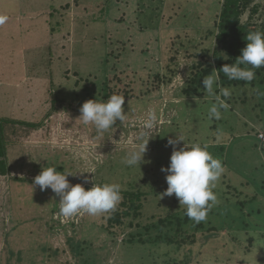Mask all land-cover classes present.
I'll use <instances>...</instances> for the list:
<instances>
[{"label": "rangeland", "instance_id": "1", "mask_svg": "<svg viewBox=\"0 0 264 264\" xmlns=\"http://www.w3.org/2000/svg\"><path fill=\"white\" fill-rule=\"evenodd\" d=\"M222 1L0 0V15L8 17L0 25V117L34 125L31 129L12 126L19 140L8 151V175L0 176V264H162L172 258L184 261L188 253L190 264H264V241L258 240L264 234V172L253 170L264 164V158L249 163L247 153L237 147L245 144L249 152L252 143L260 144L252 130L259 132L256 138L260 140L264 113L260 115L258 104L264 98V87H235L219 120L209 119L213 96L186 99L181 93L193 66L205 61L202 55L209 52L213 60L218 45L214 37L205 38L206 28L214 26ZM241 20L263 30L264 0H253L243 9ZM101 55L108 57L107 67L100 63ZM165 73L172 75L168 83L161 82ZM106 84L113 90L110 96L118 92L125 97L127 118L98 134L93 125H84L78 118L84 102L104 100ZM152 109L158 123L143 160L153 157L151 163L161 162L160 168L128 167L122 160L141 142L137 136ZM220 120L233 124L229 137L224 134L226 129L218 128L214 132L222 133L219 140L205 141L212 135L210 128L221 125ZM240 121L248 128L238 129ZM178 136L185 142L180 141L177 150L185 144L207 146L225 168L215 188L219 190L222 182L223 188L235 186L244 201L238 212L224 206V219L213 218L206 225L209 231L196 232L195 243L178 251L162 247L153 252L144 245L143 250L125 252L126 261L123 255L117 256L123 237L113 243L101 230L111 213L64 218L59 215L60 197L34 184L43 167L56 166L75 174L67 177L71 185L81 184L87 190V186L100 184L98 171L106 166L101 176L107 183L117 177H131L135 183L146 178L162 187L168 173L161 168H167L173 152L168 140ZM158 199H153L152 208ZM212 210L217 211L215 206ZM86 218L89 226L94 221L96 235H80L82 223L72 227V222ZM69 237L80 242L87 237L88 251L74 257L67 246ZM255 237L257 244L246 254L249 240ZM154 253L161 257L149 260Z\"/></svg>", "mask_w": 264, "mask_h": 264}, {"label": "trees", "instance_id": "2", "mask_svg": "<svg viewBox=\"0 0 264 264\" xmlns=\"http://www.w3.org/2000/svg\"><path fill=\"white\" fill-rule=\"evenodd\" d=\"M252 1L253 0H223L222 1L221 6L219 7L220 9L219 14L215 20L216 22L214 23V26L206 28L208 29L207 30L208 32H206L205 38L211 39L214 37L216 39V44L218 45L213 53V60L211 61V59L209 58L210 57L209 52L208 53L203 52L204 54L202 55V57L205 59V61L204 62L197 61L196 67L193 66L192 68L193 70L190 74V79L188 83L184 85L183 88L181 89V93L186 99L199 97L201 95L206 96L207 93L203 89L204 88L202 83L203 78L208 75L214 74L213 70L219 71L225 64L230 65L232 63H235L237 57L241 55L242 49L246 47L247 41L245 37L247 33L257 30L260 31V29H258L256 25H253L250 22L243 23L241 20L243 9H246ZM261 31H264V29ZM216 32L217 34L215 35ZM192 57H197V56L192 55ZM100 59H101L100 63L102 65L104 64L105 67H107L108 57L102 56L100 57ZM168 70L170 69L168 68ZM254 71L256 73V77L250 83L245 81L229 80L222 72H219L217 86H216V95L220 94L219 91L220 88H228L232 93L235 91L234 90L236 89L235 87H239V88H243L246 86L264 87V67L259 69H254ZM172 73H176L175 70H173ZM164 75L165 77L161 79V82L163 81H166V83L170 82L172 79V75H166V73ZM157 76H158V80H160L159 74H157ZM103 90L107 92L106 96L103 97V99L106 100V97L108 98L113 90L108 89V84H106V87ZM115 94H119V93L115 92ZM136 97H138V95H136ZM222 98L224 100H227L229 103H231L229 99L224 97ZM262 99H261V103L258 104V106L260 107V113H261L260 115L264 113V106L262 105L263 104ZM213 103H215V100H213ZM200 104L202 103H197V106L198 105L200 106ZM255 107L257 108V106ZM221 110L224 112L226 109H221ZM231 115L236 116L234 114ZM261 121L264 124L262 119ZM200 122L202 121L199 120V123ZM217 123L221 125L215 124L216 126H212L210 128L212 135L210 138L209 135L205 137V141H207V139L208 141L219 140L218 135L222 133L219 132L218 134L214 132L218 128L226 129V132L224 133L226 137L228 136L227 132L228 131L230 132L232 131V129H234L233 124H231L230 126L228 122L224 124L225 123L224 120H220ZM15 124L25 125V127H29L30 129L34 127V125L30 124L29 122H25V123L23 122V124H21L20 121H16L10 118L0 117V176L8 175L9 172V164L7 159L8 151L10 149V145L19 140L16 134L17 131L16 128L12 127ZM239 126H242L243 128H248L249 125L243 121H240L239 124H237V128ZM262 129H264V127H262ZM252 132H255L256 136L259 134V132H256V129L255 130L253 129ZM256 136H254V139L259 141L260 144L259 145L257 143H252L253 145L249 144L250 145L249 152H247L248 150H246L245 144L237 145L239 150L245 151V153H247L246 157L248 158L247 161L249 163H251L254 158L259 162L261 161L262 158H264V144H262V142L259 139H257ZM155 145H158V140L156 141ZM151 149L155 150V147H152ZM151 149L149 150L151 151ZM151 160L148 162L147 160H143L141 162V165L143 164L150 165L151 167L150 168L148 167L149 170H152L154 168L153 165H155V167L160 168L161 162L151 163ZM164 163L166 162L164 161ZM169 165H167V167ZM105 167L106 166H101L98 171V175L101 179L99 182L100 184L107 183V179L101 176V170ZM107 167L110 169L113 168L112 165L111 166L108 165ZM253 167H254L253 170H255V172L256 171L264 172L263 163H260L259 165ZM57 170L61 171L62 169L58 168ZM112 171L113 170H110V172ZM120 179H121L120 177H117L116 178L117 181H114V183H118L121 185L122 188L121 194L123 199L120 205L117 206L116 210L114 212H111L110 217L106 220L107 226L105 228L101 226L102 227L101 230L112 239L113 243H116V240L119 236L123 237L121 241L118 243L120 245L118 246L117 249L119 250L117 256L122 257L123 255V258L126 261L127 259L125 257V252H129V250L135 251L137 249L143 250L140 247L144 245H148L153 252H155V250H158L160 252V249L162 247L178 251L184 245H193L195 243L194 236L196 232L209 231L211 228L207 227L206 225L208 224L210 225L211 223H213V221H215L213 218L215 217L221 219L225 218V216H223L222 213L224 206H229L231 209L236 210L238 212L239 210H242V207L244 205V201L242 202L240 201L242 197L241 190L237 189L235 186L229 187L228 185L227 187L223 188L225 182H222L221 185L219 186V190H217V188L213 190L217 195V203L214 205L217 211H213V210L209 211L207 215V219L205 221L200 223H195L186 217L184 206H180L179 200L175 197L174 194L172 196H162V194L165 192V190L168 187L167 184L163 185V183L165 182L163 183L161 182V184L163 185L161 187L160 182L150 183L146 180V178L140 180L136 179L135 180L136 183L133 181L134 179L131 180V177L128 178L125 177L122 180ZM221 179L223 180V178ZM16 181H24V180H16ZM261 186L264 189V181L262 182ZM90 188L91 186H87V190ZM40 193H42V191ZM157 197L158 198L160 197V199H158V202L155 205V207L152 208V205L156 203L153 201V199ZM37 199L38 197L36 196V201ZM87 220L88 219L86 218V221L84 219L80 223L72 222L71 225H73L72 227L77 228L82 223V225L80 226V228H82L80 231V235L84 233H89V235L94 233L96 235V232H93V228H92L94 221L89 226ZM225 222L227 221L225 220ZM85 239L86 240H81V242L76 240V238L74 237H69L67 239V246L69 247L74 257H80L86 251H88L89 249L88 247L89 242L87 241L88 238L86 237ZM258 240L264 241V234L260 235ZM248 243L250 246L247 247L246 254L250 253V249L251 247H254L255 243L257 244L256 237L255 239L254 238L250 239ZM188 254H186V259L184 261H179L172 258V259L164 260L162 264H190L187 258ZM168 255L169 254L165 253L163 256L168 257ZM155 257H161V255L155 253L154 255L151 254L149 255V260L150 258L151 259L153 258L154 260ZM229 264H250V263L246 261H242L238 263H229Z\"/></svg>", "mask_w": 264, "mask_h": 264}, {"label": "clouds", "instance_id": "3", "mask_svg": "<svg viewBox=\"0 0 264 264\" xmlns=\"http://www.w3.org/2000/svg\"><path fill=\"white\" fill-rule=\"evenodd\" d=\"M8 17L0 15V25L7 22ZM247 44L242 49L241 55L235 63L225 64L219 71L203 78L202 83L205 92L215 98L209 110V119H221V109L228 105L221 97H230L228 88H220V95H216L218 73L222 72L229 80L252 82L256 73L254 69L264 67V31H252L245 37ZM125 97L112 94L106 100H88L80 108L79 120L84 125H93L98 134L112 129L117 120L122 123L127 118L124 109ZM158 123V115L155 109L148 112L143 121L142 130L137 139L141 141L132 150L128 151L122 163L128 167L140 166L149 138ZM146 139V142L145 141ZM184 141L182 136L178 139H169L168 144L173 146L170 157V165L161 168L166 175L167 189L162 196H172L179 200L180 206H184L186 217L200 223L207 219L212 207L217 203V195L213 191L225 171L219 158H215L207 146L193 144L176 149V145ZM185 142V141H184ZM71 172H61L56 166L43 167L39 175L34 178V184L41 190L51 189L59 201V215L64 218H72L82 213L90 216H99L114 212L122 201V188L118 183H94L88 190L81 184L71 185L67 179Z\"/></svg>", "mask_w": 264, "mask_h": 264}, {"label": "built area", "instance_id": "4", "mask_svg": "<svg viewBox=\"0 0 264 264\" xmlns=\"http://www.w3.org/2000/svg\"><path fill=\"white\" fill-rule=\"evenodd\" d=\"M260 140H262V142H264V134L260 135Z\"/></svg>", "mask_w": 264, "mask_h": 264}, {"label": "crops", "instance_id": "5", "mask_svg": "<svg viewBox=\"0 0 264 264\" xmlns=\"http://www.w3.org/2000/svg\"><path fill=\"white\" fill-rule=\"evenodd\" d=\"M5 38H9V36H6Z\"/></svg>", "mask_w": 264, "mask_h": 264}]
</instances>
